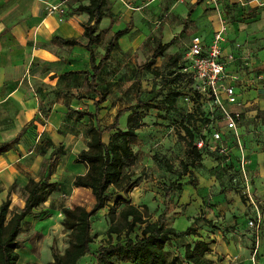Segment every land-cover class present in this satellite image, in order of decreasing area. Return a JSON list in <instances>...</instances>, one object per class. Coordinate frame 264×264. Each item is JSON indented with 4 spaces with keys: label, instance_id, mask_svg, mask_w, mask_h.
<instances>
[{
    "label": "crops",
    "instance_id": "0c3cea01",
    "mask_svg": "<svg viewBox=\"0 0 264 264\" xmlns=\"http://www.w3.org/2000/svg\"><path fill=\"white\" fill-rule=\"evenodd\" d=\"M88 1L0 0V141L13 138L26 125L15 148L0 154V203L6 198L10 188L9 215L22 207L24 185L30 177H39L43 171V163L49 157L58 158L61 162L55 167V171L50 167V174L53 171V174L58 176L68 173L74 177L86 170L84 164L74 163L73 159L77 152L86 148V127L90 118L86 115L79 117L75 111H93L94 101L98 96L88 87L87 80H90V76L72 72L87 70L91 73V51L94 63L97 64L113 33L123 28L132 18L131 14L127 18H118L109 5V14L103 17L98 25L97 33L100 34V39L91 44L89 50L85 46L87 37L83 34L82 26L88 15L74 10L79 3L87 4ZM70 37L76 38L79 43L65 44L59 39ZM144 40L134 24L127 33L117 39L107 61L100 67L95 81L92 82V85L105 95V99L99 103V112L110 107L116 112L123 107L118 106L117 101L122 93L121 89L126 86L127 62L135 64V59L142 56H139L138 52ZM151 48L153 49V46ZM135 69L137 70V67ZM111 85L117 87L119 95L112 104L111 92L108 89ZM236 90L239 104L242 90L237 85ZM258 93L259 90L250 89L247 98L252 99V105L261 109L264 108V99L255 97ZM180 101L183 102L178 97L176 103ZM237 104L227 105V108L231 111H241L242 106ZM230 106L237 107L230 109ZM255 111L256 108H251L245 111V114H254ZM98 118L100 120L99 114ZM112 119L100 122L107 124ZM124 126L125 122L120 125L122 128ZM108 139L109 133L103 132L102 140L107 143ZM261 150L260 148L259 152ZM206 156L208 154L204 155V158ZM62 160L66 161L65 167ZM262 162L264 163V157L259 160L257 168L260 175L264 176ZM129 171L133 174V180L138 178L135 170ZM208 173L206 169H202L196 174V186H192L186 177L179 192L168 194L171 199L168 209L160 200L151 198V203L148 204V207L153 209L151 220L156 219L165 210V218L162 220L167 225L174 226L175 222L185 218V226L177 229L199 226V238L209 242L212 247L207 255L214 264H264V221L260 237L253 244L252 232L246 225L248 217L253 213L250 206H245L240 198L238 203L236 197L233 203L228 202L231 191L221 190L214 182V176L208 177ZM55 177L57 178L54 176L50 180L56 183ZM138 185V182L135 183L127 193L128 197H125L137 206L140 204L134 199L133 193ZM56 186L53 194L58 192ZM262 192L259 199L264 206V189ZM147 193H152V190ZM172 213L173 216L170 217ZM228 215L237 223L234 225L235 230L226 231L227 227L223 226L226 225ZM28 217H25L24 223L28 221ZM21 237L19 233L18 238L23 241ZM192 238L195 237H186L187 240ZM20 251L21 247L18 249L17 264H27L28 259Z\"/></svg>",
    "mask_w": 264,
    "mask_h": 264
},
{
    "label": "rangeland",
    "instance_id": "374dc122",
    "mask_svg": "<svg viewBox=\"0 0 264 264\" xmlns=\"http://www.w3.org/2000/svg\"><path fill=\"white\" fill-rule=\"evenodd\" d=\"M193 1H109L113 13L118 18L122 19L123 16L127 18L131 14L136 31L141 32L145 38L140 52H138V55L142 54V56L135 59V64L127 62L128 78L125 80L126 86L120 91L122 93L119 99L115 85L108 86V89L111 92L110 104L117 99L118 106L134 104L137 95L138 99L145 102L144 106L137 109L145 125L136 129L137 141L133 145L135 157L131 160L128 170H135V174H138V178L135 180L139 185L134 190L133 197L139 202L140 208L145 207L150 219L153 209L148 207V204L151 203V198L156 201L160 200L168 209L171 202L168 194L179 192L181 189L172 187V183L181 182L182 184L186 177H191L183 175L178 179L177 173L181 170V161L189 162V157L185 153L188 148L185 127L193 129L194 115L197 113L194 112L195 110L192 111L193 107H189L190 104L186 101H180L178 104L175 102L176 111H166L159 106L169 91H175L177 76H174L176 69L174 60L184 56L189 39L193 34L209 39L214 30L222 31L221 34L225 38V50L229 53L230 58L228 69L230 68L231 73L236 75L234 82L242 90V98L237 105H241L243 111H237L240 112L237 124L238 138H234L233 131L229 133L223 131L225 139L213 143L222 144L226 150L207 152L208 156L201 158L194 168H188L192 170L196 178L197 173L206 169L209 172L208 177L214 176L213 180L221 190L231 191L229 192L231 195L227 198L228 202L234 201V197H236L238 203V198H240V201L247 206L245 195L250 193L259 199L262 197L264 189V176L260 175L257 168L259 160L264 157V154L261 153L264 151L259 152L264 142V108L260 109L259 106L252 105V99L247 98V92L253 89L259 90L255 97L264 99V0H202L191 12V21L182 30L188 7ZM172 37H174L173 44L159 58H156L152 67L159 74L156 75L149 71L137 72L135 68L139 62L141 64L150 57L151 46L154 47L158 39L168 41ZM137 61L138 63H136ZM181 106L183 108H180ZM235 107L237 106L229 108L235 109ZM251 108H256V113L246 115L245 111ZM197 110L200 112L199 107ZM219 112L220 110L216 108L214 112L216 120L220 118ZM114 113L115 111L111 107L104 109L99 112L100 120L109 121L113 118ZM126 114L120 118V125L124 124ZM60 163L58 158H53L50 160L49 167H53L55 171V167ZM62 163L65 167L66 161L62 160ZM261 166L264 170L263 162ZM53 173L52 171L50 179L57 176L55 178L57 179L56 189L58 192L56 191V194L52 192L51 196L41 205L43 212L28 215V221L23 224L20 232V236L23 238L20 253L28 259L27 264H45L52 259L53 251L61 253L67 246L69 231L62 224L61 208L63 206L82 205L90 209L94 202L89 189H77L73 186V175L67 173L58 176ZM167 187L170 190H167ZM149 190H152V193H147ZM108 192L110 203L118 193L128 197L127 194L113 188H110ZM183 195L185 197V190ZM231 196L233 197L231 198ZM230 198L231 200H229ZM164 212L165 210L160 214L161 216L159 215L162 219L165 218ZM172 216L173 213L170 217ZM227 218L226 225L223 224L224 227H227L226 231L235 230L234 225L237 223L231 220L230 215ZM90 221V233L94 239L90 244V252L82 258L83 262L92 261V254L98 245L105 243L108 239L106 235L110 223L108 207L96 210L90 216ZM183 226H185V218L174 224L175 228ZM140 229L141 226L136 225L131 236L139 234ZM183 241L185 242V238L181 239V242Z\"/></svg>",
    "mask_w": 264,
    "mask_h": 264
},
{
    "label": "trees",
    "instance_id": "16d2710c",
    "mask_svg": "<svg viewBox=\"0 0 264 264\" xmlns=\"http://www.w3.org/2000/svg\"><path fill=\"white\" fill-rule=\"evenodd\" d=\"M201 2L202 0H194L188 7L182 30L191 21V12ZM74 10L85 12L88 15L87 21L82 26L83 34L87 37L85 46L90 50V45L97 43L100 39L97 29L101 19L109 14V0H89L87 4L79 3ZM132 27L133 22L130 18L123 28L113 33L97 64L94 63L91 51V73L87 70L72 72L90 76V80H87L88 87L98 96L97 100L94 101L93 111H75L77 116L86 115L90 118V121L86 127L88 136L86 148L77 152L73 159L74 163L84 164L86 170L84 173L74 175L72 180L73 186L88 188L94 202L90 209L82 205L63 206L61 208L63 214L62 224L69 231L68 244L61 253L53 251L52 259L45 264H214V261L207 255L211 251L209 242L199 238V226H187L185 229L179 230L174 226L167 225L162 217L158 216L156 219L151 220L144 209L145 207L140 208L132 204L119 193L112 203L109 202L108 191L110 188L127 194L136 183V180L130 179L132 173L128 168L131 160L135 157L133 145L137 141L136 129L145 125L137 109L144 106L145 102L138 99L137 95L134 104L117 109L111 122L101 124L98 118L99 103L105 99V95L102 91L96 89L92 82L95 81V76L100 67L107 61L117 39ZM174 37L167 42L158 39L150 57L137 66V72L149 71L158 75L159 73L153 70L152 67L156 62V58L160 57L173 44ZM59 39L65 44L79 43L74 37ZM179 59L174 60L176 65L174 76H177V82L179 74L176 71L180 68ZM179 94L180 91L177 88H175V91H169L161 100L162 104L159 107L166 111H176L175 102ZM180 108H183V106ZM192 111L197 113L194 115V127L192 130L185 127L188 137V148L185 153L189 157V162H180L181 170L177 173V178L180 179L183 175H189L191 177L188 178V182L192 186H196L197 178L188 167L194 168L206 154L205 150H199L195 147L194 139L198 132L197 121L206 122L209 118L205 113L198 117V110L195 108ZM125 113H127L125 126L122 128L119 120ZM214 117L212 118L211 127H217V118ZM25 128L26 125L13 138L0 141V154L15 148ZM105 131L110 133L107 143L102 140V134ZM262 151H264V142L262 143ZM50 160L51 157L43 163V171L37 179L30 177L24 185V203L19 210L10 213V215L8 214L10 188L6 198L0 203V264H17L18 249L22 242L18 238V234L22 229L25 217L43 212L41 205L55 189L56 183L50 180ZM181 185V182L172 183L174 188L180 189ZM167 190H170V188L167 187ZM105 206L108 207L110 222L106 230L108 239L105 243L98 245L96 251L92 254V261L83 262L82 258L90 252V244L94 239L90 233V216L96 210ZM136 225L141 226L140 233L131 236ZM190 236L195 238L187 240L186 237ZM184 238L185 242H181V239Z\"/></svg>",
    "mask_w": 264,
    "mask_h": 264
},
{
    "label": "built area",
    "instance_id": "2783aa9c",
    "mask_svg": "<svg viewBox=\"0 0 264 264\" xmlns=\"http://www.w3.org/2000/svg\"><path fill=\"white\" fill-rule=\"evenodd\" d=\"M221 32L220 29L214 30L209 40L193 34L184 56L179 59L180 68L176 71L179 74L176 83V88L180 91L179 97L183 102H189V107L193 109L199 107L198 117L205 113L209 118L206 122L197 121L198 132L194 139L195 147L205 150V155L214 150L221 152L226 150L222 144L213 143L225 139L222 128L228 132L233 131L234 138H238L237 124L240 112L227 108V105L238 103V92L234 82L236 75L228 69L230 58L225 50V38ZM216 108L220 110V118L216 120L217 127H211ZM245 203L253 211L246 225L256 243L263 226L264 206L260 199L250 193L245 195Z\"/></svg>",
    "mask_w": 264,
    "mask_h": 264
}]
</instances>
